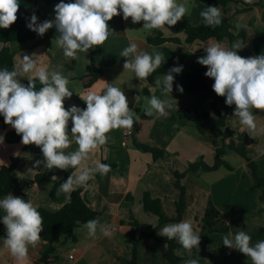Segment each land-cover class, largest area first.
I'll list each match as a JSON object with an SVG mask.
<instances>
[{"label": "crops", "instance_id": "0c3cea01", "mask_svg": "<svg viewBox=\"0 0 264 264\" xmlns=\"http://www.w3.org/2000/svg\"><path fill=\"white\" fill-rule=\"evenodd\" d=\"M58 2L59 0H56L39 11L48 19H53L54 5ZM201 5L202 0L197 1L194 6L190 4L188 6L190 13H186L181 19L188 18L192 24H198L201 20ZM235 5V9L241 6L240 4ZM255 6L256 4L253 8ZM234 10L230 6L227 13L232 15ZM107 23L112 31L102 45L94 46L93 53L89 49L86 52L78 51L75 58L65 57L63 50L56 42L58 35H52L38 41L34 46L19 42L14 44L17 48L14 55L15 66L19 67L23 56L28 55L34 58L37 64H47L50 71H59L67 76L72 96L65 98V108L72 104L79 106L85 103L79 93L87 94L90 90L102 91L109 84L121 88L128 97L129 107L134 109L138 117L139 126L135 136L136 140L162 149L163 154L154 157L151 152L140 150L135 145V138L132 136L125 138L121 128H115L106 133L107 142L93 149L83 163L86 166L94 167L96 161L99 160L110 164V171L103 176L95 173L85 184L75 186V188H82L83 195L97 212L95 219L100 224H110L112 234L105 236L98 229L95 236L89 235L85 224H83L76 229L77 239L75 242L69 246L64 245L65 242L62 243L61 240L55 243V253L59 249L57 246L60 245L59 243L62 244L61 248H66L65 252L62 256L57 255L54 261L47 264H121V259H128L131 255L126 238L129 234V221L132 217L149 224L150 226L146 227V230L154 227L157 234L167 223L181 220L190 221L194 230L200 235L199 249L194 247L189 251L184 247L176 248V252L185 256L187 260L195 258L199 264H252L251 258L243 257L238 249L222 244L223 235L234 234L233 232L202 231L198 219L204 214L208 202H211L221 212L220 218L225 221L233 220L240 225L247 224L249 228L264 225V185L256 184L246 160L234 149L227 147L226 155L237 154L241 160L235 165L229 163L231 169L225 166L210 171L199 169L188 172L181 178L180 182L186 189L187 206L179 221L159 223L156 215L144 210L141 198L143 193L148 191L153 197L161 199L163 211L167 215L174 216L175 203L179 196V189L174 184V172L185 171L189 162L200 157L208 164L213 163L215 149L222 143L221 133L209 126L205 133L201 134L195 123L186 119L179 109L211 111L216 93L215 91H177L176 84L180 77L176 73H173L175 80L171 93L164 92L161 87H155V82L157 80L162 82L166 72L156 73L153 82H149L147 78L141 81L135 77L134 71L124 68V61L127 58L121 57L120 53L130 41L137 43L138 51L158 50L146 39V36L153 33L155 29H145L143 21L134 23L131 17L125 20L122 13L115 14ZM156 29H160L164 36L179 38V41H165L163 46L171 50L175 63L183 65L184 73L190 70L196 51L204 50L205 46L212 43L228 47L226 39L211 37L186 42V35L183 31H174L166 25ZM254 31H252V35H254ZM237 40L236 36L234 42ZM248 41H250V35L245 37V46L236 50L238 54L254 55L253 48ZM167 64L165 57L159 67H165ZM94 70L99 71L95 78L92 75ZM25 78L27 77H19L20 80ZM208 78L214 82V78ZM152 95L169 102L170 107H166L167 116H160L155 111L152 115H145L144 109L149 106L148 100ZM218 105L222 110H231L235 107L233 105L230 108L226 107L225 97L218 100ZM253 109L256 112L259 110ZM231 116L235 115H228L226 124L232 129L229 124ZM254 118L255 129L245 128L241 131V125H239L237 131L233 129L235 133L231 140L236 144L241 132H246L250 137L256 138V142L250 143L247 147L248 155L257 163L258 174L264 176V143L262 142L264 140V125H262L264 116H262V120ZM7 131H15V129L10 124L4 125L0 122V135L4 137L3 142H0V166L14 162L15 171L17 174H21L23 184L36 172L46 168L42 164H34L35 160L44 159L43 154L39 146L34 143L23 144L21 138L17 141H8L6 139ZM69 139L71 140L70 145L63 150L66 153L74 151L78 147L70 130ZM123 140L126 141L124 145L122 144ZM228 140L226 139L225 142ZM69 168H72L73 176L79 173V166H70ZM66 170L57 168V172L54 174L55 179H52L53 175H47L44 180L31 187H21L22 194H12L22 197L25 202L30 200L36 208L43 205L50 210H55L67 198L62 201L52 200L50 189L57 180L63 177ZM209 174L212 175L210 179L207 176ZM72 246L75 247L74 257L69 258ZM47 248L48 243L40 239L35 246H29L28 254L23 260H17L7 249H0V264H35V260L43 255ZM166 249L165 242L141 235L137 244L138 264H172L165 258Z\"/></svg>", "mask_w": 264, "mask_h": 264}, {"label": "clouds", "instance_id": "9594fccd", "mask_svg": "<svg viewBox=\"0 0 264 264\" xmlns=\"http://www.w3.org/2000/svg\"><path fill=\"white\" fill-rule=\"evenodd\" d=\"M251 4L253 0H245ZM20 0H0V28H7L17 20ZM189 11L187 0H59L54 5V18L38 21L32 13L26 26L43 35L49 28L55 27L58 36L56 42L63 50V55L75 58L79 52H86L93 46L102 45L110 31L107 21L115 14H121L132 22L143 21L145 29L161 28L175 25ZM200 16L207 26L221 24L222 12L215 4H209L201 10ZM239 28V25H237ZM245 46L241 40L231 47L212 43L204 47V55L197 61L206 65L204 73L214 78L212 89L225 97L227 105H235L233 115L239 118L241 131L245 128L255 129L256 123L251 109H264V52L243 57L236 51ZM126 57L124 68L131 69L141 81L154 72L165 56L159 50L152 52L138 51L134 41L124 47L120 53ZM183 69L182 64H174L164 75L162 82L157 80L155 87L164 92H172L175 76ZM26 76L28 83L19 77ZM40 87H36V81ZM68 77L59 71H50L44 63L37 64L35 59L24 55L19 67L11 70L0 68V116L21 135L23 144L34 143L39 146L43 160H35V165L47 169H68L79 166V173L70 174L59 185L58 192L70 194L75 186L85 184L95 173L106 175L111 165L96 161L94 167L86 166L89 153L104 145L106 133L115 128L126 131L132 129L136 112L129 107L125 92L114 85H107L102 91L90 90L79 96L86 102L81 108L76 104L68 108L64 100L72 96L68 87ZM151 87V86H150ZM176 90L183 92V86L176 84ZM145 115L155 111L160 116H167V100L152 95L148 100ZM70 134L78 147L66 153L71 140ZM4 137L0 135V142ZM56 176L53 175L52 179ZM41 213L30 200H25L11 192L0 198V221L6 228V235L0 236V249H7L17 260H23L28 254L29 246H35L40 240L43 229ZM89 235L95 236L97 230L105 235L112 234L110 224H100L97 219L85 223ZM168 239H176L185 249L198 250L200 235L188 220L167 223L158 232ZM222 244L238 249L251 258L252 264H264V239L251 243V236L244 230L234 234L223 235ZM184 264H199L195 258L185 260Z\"/></svg>", "mask_w": 264, "mask_h": 264}, {"label": "trees", "instance_id": "16d2710c", "mask_svg": "<svg viewBox=\"0 0 264 264\" xmlns=\"http://www.w3.org/2000/svg\"><path fill=\"white\" fill-rule=\"evenodd\" d=\"M36 0H20V4L17 10V20L13 22L7 28H0V68H8L11 70L15 66L14 55L17 48L14 46L15 43L23 42L30 46H34L38 41L52 35H58L55 27L49 28L42 36L38 35L35 31L29 29L26 26L27 20L30 18L32 13H35L38 17V21L42 22L47 19L45 15L35 7ZM47 3H53L56 0H45ZM233 2L235 4H240L239 8H236L232 15L227 13V4ZM209 4H215L221 9L222 12V22L219 25L207 26L203 23V18L198 24H192L188 18H183L179 20L175 25L168 26L174 31H183L185 33V41L191 42L195 39H208L214 37L216 39H226L228 41V47L234 43V39L237 36L238 40L244 42L246 37V31L243 26L237 27L233 21V15L241 12L248 11L253 8L257 2L248 4L245 0H202L201 10L205 9ZM167 26V25H166ZM148 42L154 44L159 51L167 59V66L158 67L154 72H152L147 80L153 82V77L156 73L167 72L175 63L174 55L169 48L163 46V43L168 40L179 41L177 37H167L164 36L160 29H155L153 33L146 36ZM90 51L94 52L93 48ZM253 52L254 55L264 52V27L256 28L253 35ZM204 55V50H198L195 52L192 58L190 70L187 73L181 71L179 73L178 83L183 86V90L186 91H214L212 89L213 81L204 75L203 71L207 68L206 65H202L197 61L198 56ZM247 57L245 55H241ZM99 74L98 70L92 72L93 77H97ZM25 84L28 83L27 78L21 79ZM41 85L39 81H36V87L39 88ZM224 96L216 94L211 106V111L201 110L192 111L188 108H180V112L183 116L195 123L199 132L204 134L209 126L213 130H217L222 135V143L218 145L215 149L214 160L212 164L206 163L202 157L191 161L188 163L187 169L183 172H174L175 175V186L179 189V196L176 200L175 215L169 216L163 211L161 199L158 197H153L150 192L145 191L141 198V204L145 211L152 213L157 216L159 223H164L168 221H179L183 212L187 206V201L185 198L186 189L183 184H181V178L188 172H194L196 170L210 171L215 170L221 166H225L231 169V165L225 158L227 147L234 149L236 153L242 156L249 168L251 169L252 177L257 185H264V176L259 175L257 172V163L249 155V150L247 145L256 142L255 137H250L246 132L239 133L238 142L235 144L232 142L231 138L235 131L227 126L226 120L228 115H233V109L222 110L218 105V100L223 99ZM79 107H86V102ZM214 118V119H213ZM0 122L4 125L3 116H0ZM138 119L134 118V123L132 126L131 136L135 138L138 131ZM71 128V118L69 119L68 129ZM241 137L245 138V141H241ZM21 138L20 134L15 131H7L6 139L8 141H17ZM229 139L228 142H225ZM135 140V145L142 151H149L154 157L161 156L163 150L151 146L147 143ZM57 172V168L43 169L34 174L30 179L23 182L21 187H31L35 183H38L46 178L47 175H54ZM72 172V168H68L63 177L57 180L50 189V197L55 201H62L67 198V200L57 209L50 210L43 205H39L37 210L41 213L43 229L40 233V239L48 243V248L43 255L35 260V264H47L54 261L57 258L55 254V243L61 240L62 243L67 242V235L70 234L71 241L75 242L77 235L75 230L81 225L85 224L89 219H95L96 210L90 205L88 199L83 195L82 188L76 187L70 194L63 192H58L59 185L64 179H66ZM19 181L22 178L17 175L15 171V163L2 164L0 166V198H2L7 193L22 194ZM221 217V212L211 203L208 202L204 214L198 218L201 225V230L205 232H237L239 230H244L248 232L251 236V243H255L258 240L264 239V225L249 226L240 225L233 220L225 221ZM130 230L126 238V242L130 248L131 255L128 259H121V264H138L137 257V244L139 237L141 235H147L158 241L165 242L167 249L165 252V258L172 264H181L187 260L185 256H182L176 252V248L183 247L176 239H168L166 236H161L155 232V228L146 230V227L150 225L137 220L132 217L129 221ZM6 235V228L2 221H0V236ZM242 256L248 258L247 254L242 253Z\"/></svg>", "mask_w": 264, "mask_h": 264}, {"label": "rangeland", "instance_id": "374dc122", "mask_svg": "<svg viewBox=\"0 0 264 264\" xmlns=\"http://www.w3.org/2000/svg\"><path fill=\"white\" fill-rule=\"evenodd\" d=\"M191 1H192V3H191ZM197 1H199V0H187L188 6L190 4H192V6H194ZM253 1L257 2V4L252 10L241 11V12L236 13L233 16V21L235 22V24L239 25V26H243L245 28L246 33H247L246 35H250V41H248V42H250L251 48H253V35H252L253 32L252 31H254V29H256V28H260V27L264 26V0H253ZM181 2H183V0H181ZM50 4L51 3H47L45 0H36L35 1V7L38 10L39 9L43 10V8L45 6H48ZM230 6L232 7L233 10L236 7L235 3H233V2H231L227 5V9ZM187 13H190V10ZM260 25H262V26H260ZM19 43H23V42H19ZM225 105H226V107H229V108L231 107V105H227L226 103H225ZM233 106H235V105H233ZM251 111L253 112L254 117L258 118V120H262V116H264V109H259L258 112H256L254 109H251ZM230 118H231L229 121L230 126L232 127V129L237 131L240 127L239 126L240 125L239 118L237 116H231ZM262 125H264V122L262 123ZM262 142L264 143V140ZM237 154L229 153L225 156L231 165H235L239 160H241V158ZM263 159H264V157H263ZM207 176H209L208 179H210L212 177V175H210V174ZM22 177H23V175H22ZM75 232H76V230H75ZM67 238H68V240H67V242L64 243V245L66 244V246H69L70 244L73 243L70 239L71 238L70 234L67 235ZM59 244L60 245H57V246H59V249L56 250L55 254L62 256L64 254L66 248H61L62 244L61 243H59Z\"/></svg>", "mask_w": 264, "mask_h": 264}, {"label": "built area", "instance_id": "2783aa9c", "mask_svg": "<svg viewBox=\"0 0 264 264\" xmlns=\"http://www.w3.org/2000/svg\"><path fill=\"white\" fill-rule=\"evenodd\" d=\"M131 134H132V130H130V131H126V130L123 129V135H124L125 138L130 137ZM122 144H123V145L126 144V141L123 140V141H122ZM74 250H75V247L72 246V247L70 248L69 258H73V257H74Z\"/></svg>", "mask_w": 264, "mask_h": 264}, {"label": "water", "instance_id": "95a60500", "mask_svg": "<svg viewBox=\"0 0 264 264\" xmlns=\"http://www.w3.org/2000/svg\"><path fill=\"white\" fill-rule=\"evenodd\" d=\"M241 141L242 142H244L245 141V138L244 137H241ZM247 147H248V145H247ZM19 177H21V174H17ZM19 185H20V187L22 186V181H19ZM24 197H26V196H24Z\"/></svg>", "mask_w": 264, "mask_h": 264}]
</instances>
